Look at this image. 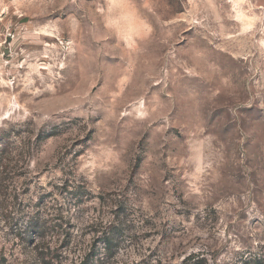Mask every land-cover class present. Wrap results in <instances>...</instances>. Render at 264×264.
Returning a JSON list of instances; mask_svg holds the SVG:
<instances>
[{"label": "rangeland", "instance_id": "obj_1", "mask_svg": "<svg viewBox=\"0 0 264 264\" xmlns=\"http://www.w3.org/2000/svg\"><path fill=\"white\" fill-rule=\"evenodd\" d=\"M0 264H264V0H0Z\"/></svg>", "mask_w": 264, "mask_h": 264}]
</instances>
